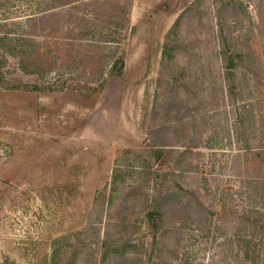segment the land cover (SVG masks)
Returning a JSON list of instances; mask_svg holds the SVG:
<instances>
[{
    "label": "rangeland",
    "instance_id": "374dc122",
    "mask_svg": "<svg viewBox=\"0 0 264 264\" xmlns=\"http://www.w3.org/2000/svg\"><path fill=\"white\" fill-rule=\"evenodd\" d=\"M263 201L264 0H0V264H251Z\"/></svg>",
    "mask_w": 264,
    "mask_h": 264
},
{
    "label": "trees",
    "instance_id": "16d2710c",
    "mask_svg": "<svg viewBox=\"0 0 264 264\" xmlns=\"http://www.w3.org/2000/svg\"><path fill=\"white\" fill-rule=\"evenodd\" d=\"M162 54H163V59H165V60H166V58L168 59L169 51L167 49L166 44L163 47V53ZM222 54H223V56H225L224 52ZM225 62L227 63L225 65V74H226V78L229 80L230 78L234 77V75H235L233 72V69L235 67V65L233 63V57L229 54L227 56V58L225 57ZM121 65H122V60L118 59L117 61H115L113 63V65L111 66L110 75H120L122 72ZM232 83L233 82H231L230 84H232ZM232 89L233 88L231 87V91H232ZM154 142H156V141H154ZM153 146H154V149L152 151V156H153L155 162L161 164L163 162H169L170 163V161L173 160L174 169L177 171L178 170L181 171L180 168H182V167L180 164H181V160L183 158V155H185L184 154L185 152H181L177 155V157L173 158L172 157V153H173L172 149L166 148L165 143L162 142L161 144L153 145ZM247 155L248 154L246 153V156ZM261 155H262V153H256L255 154V156L257 158H259ZM117 176H118V174L116 175V173H113V177H112L113 182H117V180H118ZM262 203H263V207L252 208V209H249L248 211L245 212V213H249L246 216L245 220L250 223L251 229L253 231L249 235L246 234L244 236V238L242 239V241L238 245L239 246L238 249H239V251H241L242 258L245 260H249L251 264L256 263L255 254L258 251L257 247L260 245L259 243L261 242V246L264 245V216L262 215V213H264V201ZM155 208H156V210L154 212L147 213L148 224L153 230H157L160 227V225L162 226V224H163L162 214L159 213L158 206L155 205ZM244 227L247 228V226H244ZM259 234H261L260 238H263V239L259 238ZM256 236H258L259 239ZM120 248L107 249L104 253V256H103L104 260L106 257L105 255L107 253L113 252L115 254H119ZM57 253H58V249H54L52 251V257L55 258Z\"/></svg>",
    "mask_w": 264,
    "mask_h": 264
},
{
    "label": "crops",
    "instance_id": "0c3cea01",
    "mask_svg": "<svg viewBox=\"0 0 264 264\" xmlns=\"http://www.w3.org/2000/svg\"><path fill=\"white\" fill-rule=\"evenodd\" d=\"M131 9H132V7H131Z\"/></svg>",
    "mask_w": 264,
    "mask_h": 264
}]
</instances>
